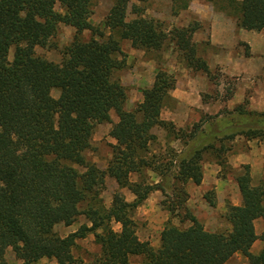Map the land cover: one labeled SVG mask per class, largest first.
I'll list each match as a JSON object with an SVG mask.
<instances>
[{
    "label": "trees",
    "instance_id": "16d2710c",
    "mask_svg": "<svg viewBox=\"0 0 264 264\" xmlns=\"http://www.w3.org/2000/svg\"><path fill=\"white\" fill-rule=\"evenodd\" d=\"M130 1L115 0L103 20L92 25L95 0H0V264H7V249L21 264L42 259L86 264L72 249L90 233L100 249L92 264H225L236 254L246 264H264V231L259 237L254 231L256 219L264 229V180L252 185L248 166H241L235 179L241 205L227 208V231L205 230L185 204L187 184L202 181L205 154L223 167L224 142L264 140V112L248 109L245 98L232 110L224 108L178 128L160 117L175 88L174 75L160 68L152 85L141 91V103L125 110L126 91L116 77L125 66L122 41L146 52L172 45L188 69L211 77L191 41L197 24L167 32L143 15L142 5L149 0H136L139 6H131L134 18L128 20ZM189 1L181 0L173 13ZM204 1L227 6L244 30L264 28V0ZM60 25L71 27L74 36L61 50V61L53 63L37 56L35 48L50 47ZM84 32L89 33L86 39ZM53 90L57 98L51 96ZM111 111L118 118L108 132L115 144L101 169L86 152L96 127L111 123ZM154 130L165 133L164 152ZM174 142L181 150L169 148ZM107 178L127 189L133 201L117 191L104 207L99 193ZM155 191L170 218L190 223L181 228L167 220L157 248L139 241L132 218ZM79 216L90 226L82 225L64 238L54 232L57 225L70 226ZM112 222L120 225L119 231L112 229ZM257 239L263 247L253 255L249 250Z\"/></svg>",
    "mask_w": 264,
    "mask_h": 264
},
{
    "label": "crops",
    "instance_id": "0c3cea01",
    "mask_svg": "<svg viewBox=\"0 0 264 264\" xmlns=\"http://www.w3.org/2000/svg\"><path fill=\"white\" fill-rule=\"evenodd\" d=\"M105 1L104 10L100 6L97 9H95L96 7L94 8L93 18H90L91 23H99L108 14L112 3L110 0ZM159 1L169 4L172 0ZM100 9L102 12H98ZM167 9L150 7L145 10L143 15L147 18L161 21L167 19L168 24L165 29L167 32L173 28H185L189 24H197L198 28L191 35V41L196 45L197 55L205 60L209 72L217 70L223 77L236 78L238 82L230 99L222 104L218 101L206 103L203 102L199 94V92L201 93L204 90L200 81L204 78L189 77L181 70L179 72L181 74L176 77L175 88L169 93V97L176 101V109H167L165 107L161 111V119L172 122L175 126L184 127L192 121L196 122L200 113L215 115L222 109L223 105L225 109L232 110L235 106L241 104L245 98L248 100V109L264 112V28L260 31L244 30L237 25V16L227 6L222 7L204 0H190L185 9L173 14L166 12L165 10ZM59 27L61 29L68 28L74 32L71 27L63 25ZM126 42L132 52L128 54L125 61L129 64L133 60L134 65L128 71V74L131 73L133 85L131 88L133 90L127 94L124 108L127 111H132L142 101L141 91L152 85L158 67H155L152 58L143 56L142 52L134 50L131 48L130 43ZM136 94L139 96L135 97ZM110 119L111 123L100 124L96 127L92 142L96 140V133L103 131L104 139L107 143L115 144V141L108 135L112 124L118 121L113 111L110 112ZM156 131L159 132V130H154L153 132L156 134ZM157 137L158 142L163 146L164 139L160 136ZM237 143L244 145V149L241 146L237 151H234L230 156L228 165L231 169L237 170L241 166H248L251 184L257 185L261 180H264V143L256 140L246 141L243 138ZM92 163L95 164L97 162L93 160ZM206 166L208 168H204L207 174L203 173L202 181L198 186L204 188L209 187V185L213 186L218 194L217 197L221 192L225 193V204L240 206L241 197L237 184L232 183V179L228 177L226 179L212 177L214 173L217 174L219 172L220 166L217 164L211 163ZM104 168L102 167V169ZM106 180L114 185L115 190L118 189L113 179L107 178ZM230 187L236 192L235 200L228 199L227 193ZM120 191L125 201H133L134 196L128 190L121 189ZM160 198L161 194L155 191L136 209L137 216H143L141 225L135 223L136 235L139 241L148 242L153 248H157L159 245V234L165 222L169 219L173 221L166 210L162 211L159 208L158 201ZM177 222L179 224V221ZM254 231L257 237L263 233L264 229L261 219L254 221ZM262 247L263 243L257 239L249 251L251 254L257 255Z\"/></svg>",
    "mask_w": 264,
    "mask_h": 264
},
{
    "label": "rangeland",
    "instance_id": "374dc122",
    "mask_svg": "<svg viewBox=\"0 0 264 264\" xmlns=\"http://www.w3.org/2000/svg\"><path fill=\"white\" fill-rule=\"evenodd\" d=\"M112 5L115 0H110ZM180 2V3H179ZM106 1L105 0H95V5L94 8L97 9L99 6L103 9V5H105ZM179 4H182L181 0L178 1ZM178 3H163L162 1L159 0H152L146 4L142 5L144 11L146 9H149L150 7L153 8H168L165 10L166 12L173 14V11L175 10L176 6ZM132 5H138V2L135 0H131L128 3V9H127V19L131 20L134 18V16L130 13L131 12V6ZM98 10V12H102ZM93 18V16H91ZM90 17V18H91ZM104 18V17H103ZM103 18L100 20V22L103 20ZM91 20V19H90ZM154 21H158L162 24L163 28H167L168 22L166 21L167 19L161 21L158 19H153ZM99 22V23H100ZM91 23V21H90ZM99 23H91L92 25H97ZM74 32L71 31V29L68 28H60L58 29L55 37L51 40L50 42V47L48 48H35V54L39 57H42L46 59L47 61L53 62V63H59L61 61V50L69 45L71 41L73 40ZM89 33L84 32L82 34V37L84 39L88 38ZM129 43V42H128ZM134 49V48H133ZM121 50H122V55L121 57L127 59L128 54L132 52L126 41L121 42ZM139 52L143 53V56H149V58H152L155 63V67H158L168 73H171L175 77V85H176V77H178V74L181 70H183L184 74H187L189 77H194V78H204L200 80L202 82V86L204 87V90L199 92L201 95V98L204 96V100L206 103L209 102H215L218 101L219 103L224 102V97L227 95L228 91H232L236 88L238 80L236 78H227L223 77L217 70H214L211 73V77L209 78L205 74L199 73V72H193L192 70L188 69L181 56L178 54V52L174 49L172 45H166L161 51L159 52H154V51H149L146 52L144 50L140 49H134ZM8 59H12V51L9 52ZM134 65V61L132 60L129 64L126 63L125 61V66L122 70L118 71L116 73V77L119 79L120 83L122 86L125 88L126 91V97L129 92L133 90L131 88L132 85V80H131V73L128 74V71L131 69V67ZM157 68V69H158ZM147 82L149 80L146 79ZM58 91L53 90L51 92V96L53 98L58 97ZM138 94H136L135 97H137ZM139 96V95H138ZM176 101L169 97L166 99L163 109L167 107V109H176ZM224 105L222 109H224ZM220 109V110H222ZM204 115H210V114H204L200 113L198 118L196 119V122L192 121L191 123H188L186 127H190L192 124L197 123ZM214 114H211L210 116H213ZM104 125V124H102ZM184 126V127H185ZM178 127V126H176ZM184 127H178V128H184ZM157 136H160L161 138H165V133L163 131H156ZM104 132L100 131L96 133V140L92 142V147L89 151L86 152V157L89 161L93 162L95 160L97 163H95L98 167L102 169V167H106L109 159L111 158V148L109 143L104 139ZM242 138H235L233 141H226L224 142V158L226 160V163L223 165V167H220L219 172L217 174L214 173L212 177L218 178V179H226L227 177L232 179V183L236 184V176L240 173V169H231L228 165V161L230 159V156L233 154L234 151H237L241 146L242 149H244V145H240V143H237V141L241 140ZM257 142L264 143V140H256ZM219 145L216 144V147ZM156 147V146H155ZM169 148L179 151L181 150V146L177 143H171L169 145ZM164 144L162 147L161 152H164ZM204 159L202 162V171L203 173L207 174L205 172V168H208L206 165L215 163L214 158L209 155L205 154ZM216 164V163H215ZM205 167V168H204ZM81 170V169H78ZM135 180V178H132ZM210 184V183H209ZM114 185L106 180L105 185L102 189V191L99 193V197L101 199V202L104 207L108 208L111 204L112 196L115 192L119 191L121 193V189H114ZM125 191H127L125 189ZM186 191L188 193L187 201H186V207L188 211L191 213L195 219L202 224L203 228L206 229L209 232H223L227 231L229 229V225L227 221L225 220V214L227 211V208L230 205L225 204L224 202V194L222 193L217 197V193L215 191V188L213 186L209 187H201V186H195L192 183H188L186 186ZM122 194V193H121ZM228 199L231 198V200H235V190H233L231 187L228 190ZM162 200V197L158 201L159 208L162 211H165L162 206L160 205V202ZM132 218L135 223H139V225L142 224V219L143 216H137V210H135L132 214ZM141 220V221H140ZM173 221L171 223L175 226H180L181 228H186L185 226H189V222H185L182 224H178V219L177 218H172ZM86 225L90 226V224L84 219L83 216H79L74 223H72L70 226H64L62 224L57 225L54 228V232L61 238L66 237L67 235L77 231L80 226ZM206 226V227H205ZM111 227L113 230L118 231L120 229V225L118 224H111ZM143 228V225H142ZM100 232V231H99ZM98 232V233H99ZM99 246L94 243V236L93 234H87L85 238L79 239L76 241L73 249H72V254L74 255L75 258L83 260L86 264H92L94 260L98 257L99 255ZM5 260L7 264H21V261L17 260L12 252L11 249H7L5 252ZM36 264H56L54 260H47V259H42ZM226 264H246L245 258L241 255H234Z\"/></svg>",
    "mask_w": 264,
    "mask_h": 264
}]
</instances>
